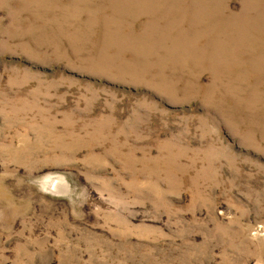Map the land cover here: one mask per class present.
Wrapping results in <instances>:
<instances>
[{
  "label": "rangeland",
  "instance_id": "1",
  "mask_svg": "<svg viewBox=\"0 0 264 264\" xmlns=\"http://www.w3.org/2000/svg\"><path fill=\"white\" fill-rule=\"evenodd\" d=\"M0 264H264V0H0Z\"/></svg>",
  "mask_w": 264,
  "mask_h": 264
}]
</instances>
